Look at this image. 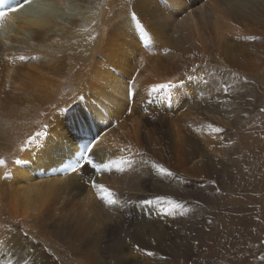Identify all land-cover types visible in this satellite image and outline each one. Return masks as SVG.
Segmentation results:
<instances>
[{"label":"bare ground","instance_id":"1","mask_svg":"<svg viewBox=\"0 0 264 264\" xmlns=\"http://www.w3.org/2000/svg\"><path fill=\"white\" fill-rule=\"evenodd\" d=\"M164 28L167 32H162ZM263 30L264 0H32L31 5L0 19V158L7 162L0 165V264H55L29 238L35 232L59 239L73 223L81 222L82 227L75 231L86 237L95 225L97 237L103 239V233L116 228L125 233L127 228H136L137 220L130 221L127 213L140 218V226L146 224L143 227L149 231L174 215L179 203L177 212L184 213L189 179L196 181L206 174L218 179L216 167L211 169L199 144L219 137L209 127L213 123L207 115L217 119L223 111L219 73L230 71L220 67L205 72L203 63L210 55L218 62L209 66L228 63L235 70L238 52L245 51L240 40L247 33ZM163 37L181 52L172 50L177 70L156 73L157 77L139 73L133 66L141 44L155 50V42ZM117 41L124 45L113 47ZM192 46L200 49L195 59L187 56ZM20 56H26L28 62H19ZM121 59L127 60L119 64ZM101 62L106 64L102 70ZM192 63L203 67L193 66L190 72L187 65ZM160 64L164 69L162 61ZM191 75L195 76L189 78ZM169 81L177 87L161 90V101L169 106L166 101L170 97L172 102L171 94L183 89L180 99L184 103L176 112L179 116H163L164 107H154L152 100L145 105H150L149 115L139 114L141 101L149 98V87ZM213 100H217L215 105ZM91 115L98 130L97 150L104 162L122 157L136 162L134 170L126 163L117 174L111 169L96 176L98 183L115 193L116 205L91 198L93 188L84 182L89 176L80 181L75 173L63 174L66 161L91 141L74 135L72 129L90 127ZM113 121L116 125L105 130ZM37 132L44 134L25 147ZM206 155L216 158L211 152ZM17 158L27 163L17 165ZM154 164H162L176 175H159ZM9 171L12 175L3 178ZM230 172L223 177L238 183L232 180L241 176ZM174 184L182 190L174 189ZM146 199L152 203L144 205ZM144 234L135 230L130 240L146 243ZM116 237L120 236L113 239ZM79 240L74 238L68 249L80 257V263L91 264L94 259L83 247L92 245L87 240L78 244ZM148 243V250L160 247V243ZM121 249L119 245L114 248L123 260Z\"/></svg>","mask_w":264,"mask_h":264},{"label":"rangeland","instance_id":"2","mask_svg":"<svg viewBox=\"0 0 264 264\" xmlns=\"http://www.w3.org/2000/svg\"><path fill=\"white\" fill-rule=\"evenodd\" d=\"M164 31L167 32V29L164 28L162 32ZM243 34L241 33V35ZM260 34H263V36ZM246 35L248 37L256 36L258 39L240 40L242 47L245 48L244 52H238L237 60L240 67L237 65L234 70L230 68L227 62V65L219 63V66L213 64L209 66L208 63L218 62L212 56L209 57L210 55H207L208 58L203 63V66L207 67H205V72L207 70L212 71V68L217 69L220 67L230 71L229 73H219V88L224 95L223 103L219 105L223 107V111L217 114V119L207 115L210 118V122L213 123L212 126L220 127L223 131L218 133L219 137L214 142L210 139L205 142L200 141L199 144V150L204 152L211 169L213 170L216 167L214 170L217 173L214 172V174H216L215 176L218 179L209 174L196 181L189 179L185 185L187 202L184 213L182 211L177 212L179 203L176 211L173 210L171 213L173 214L175 211V214L169 215L158 222L155 231L145 230L143 226L146 224L140 226V218L127 213L125 217H128L130 221L137 220L138 223L135 226L137 229L127 228L129 231L125 233L121 228H116L107 235L103 233V239L97 237L95 225L90 228L91 235L89 233L86 237L79 233L80 231H75L82 227L81 222H77L73 223V228L70 227L64 230L63 237L59 236V239H53L51 236L48 237L35 232L36 234L29 237L32 242H37L33 244L42 247L51 256L55 264L85 263V261L80 263V257L74 256L73 250L68 249L74 238L80 239L78 244L87 240L92 245L87 246L85 244L83 247V250L91 253L90 256L94 259L91 264H264V111H262L264 110V33H247ZM140 38L142 39V37ZM158 39L155 42L156 52L148 44L143 46L141 44L142 48L138 49L140 58L137 57L138 60L133 67L139 73L156 76L158 73V75L163 74L164 71L173 73V71L177 70L178 61L176 59L172 61V59L177 58L172 53V50H178V47L169 43L167 37ZM228 41L230 44L232 43L229 38ZM121 42L117 41L112 46L117 47L119 44L123 46L124 43ZM180 47L185 46L180 45ZM236 48L238 49L237 46ZM190 49L192 52H188L187 56L195 59V57L200 55L199 48L195 49L192 46ZM178 52L181 53L179 50ZM250 53L253 57L249 55ZM239 56L244 58V60ZM250 59L255 62V65ZM126 60H119V64H123ZM161 61L164 69L162 64H160ZM198 64L187 65L189 66L188 70L193 66L199 69L203 67ZM103 66L106 67L105 62H101V70ZM155 67L156 69L161 68V70H156ZM192 74L194 73L192 72ZM181 76L182 74L179 77ZM192 76L195 75L188 77L192 78ZM179 81H182V79ZM152 87H149V98L141 101L142 109L138 111L139 114L141 111L145 113L146 115L143 114L144 116L149 115L146 110L150 105L145 106L149 100L154 101V107L158 109L164 107L161 101L163 91L154 94L151 91ZM183 93V89H178L177 92L171 94L172 102H170V97L166 101V104H171L164 107L163 111H160L163 116L172 118L179 116L176 112L184 103L180 99ZM190 103H194V101L191 99ZM216 103L217 100L212 101V105ZM115 125L116 122L113 121L105 130L109 126ZM205 136L208 139L210 138L209 134H205ZM218 149H221V151L219 152ZM187 150L189 151V147ZM208 152H211L216 158L206 155ZM210 159H213L211 163H214V166L210 164ZM177 166L175 163L172 170L175 171ZM111 169L112 174H117L121 170L118 169L116 171L114 167ZM111 169L107 170V173ZM230 170L236 171L237 175L241 176L234 180H232L234 178L233 175L230 177V180L238 183L228 182L229 180L226 179V176L225 178L223 177L224 174L230 175ZM211 181H215V184L211 183ZM174 185V189L180 188L178 185ZM180 190H182V187ZM93 196L102 203L95 189H93L91 198ZM185 197L183 196V198ZM162 208L164 210V207L159 206V210H162ZM89 225L90 223H88ZM159 229L161 231L158 232ZM135 230L142 231V234L145 233L143 236H145L147 244L153 241L154 243H160V247L157 250H148L146 249V243L136 244V242L131 241L130 236L135 233ZM117 235L120 237L113 239ZM118 245L122 248L123 260L118 258V254L114 250ZM137 245L140 250H137ZM145 250L154 253V255H146Z\"/></svg>","mask_w":264,"mask_h":264},{"label":"snow or ice","instance_id":"3","mask_svg":"<svg viewBox=\"0 0 264 264\" xmlns=\"http://www.w3.org/2000/svg\"><path fill=\"white\" fill-rule=\"evenodd\" d=\"M32 0H0V13H7L8 15L10 13H15L20 11L21 9H24L26 5H31ZM37 7H42V5H37ZM132 17L136 16L135 12L130 13ZM7 16L0 17V19H4ZM141 28H143V25H140ZM246 39H258V37L251 36L246 37ZM20 60H26V56H20ZM235 75V74H233ZM183 81L179 82V86L183 85ZM173 87H177V85H174L171 81L164 83V84H158L154 85L151 89L152 93H157L161 90H167ZM80 99H83V97H79ZM264 111V110H262ZM210 128H213V131L215 133H220L223 131L220 127H213L211 124L209 125ZM43 132H37L34 134V136H30L28 138V141L25 144V147L31 146L34 144L38 137L43 135ZM99 144V141L95 139L91 140L90 142L84 144L82 147H80L77 152L66 161V165L63 168V174L68 175L75 173L77 178L80 181H84L85 176H89V179L87 181H84L87 184H90V186L97 190V194L100 196V198L103 201H106L109 205H116L119 203L117 199L114 198L115 193L106 185L102 183H98L96 176L105 170H109L113 167L120 169L122 165L128 164L129 168L134 170L136 167V162L134 160H125L123 157L119 160H108L107 162H104L101 154L97 150V145ZM6 161L2 158H0V165H6ZM17 165H23L27 163V161L17 158L14 161ZM142 164L147 163L146 161H142ZM153 168L155 172L159 175L167 176V177H173L176 174L171 172L168 168L164 167L162 164H154ZM12 175L11 171L5 173V177H10ZM187 179V178H185ZM211 183L215 184V181H211ZM144 205L151 204V200H144L142 202ZM137 250L139 249V246L137 245ZM146 255H154V253L145 250ZM31 264V262H30Z\"/></svg>","mask_w":264,"mask_h":264}]
</instances>
